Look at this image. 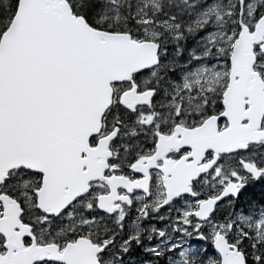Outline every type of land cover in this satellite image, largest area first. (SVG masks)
<instances>
[{"label": "snow or ice", "instance_id": "6c2138e0", "mask_svg": "<svg viewBox=\"0 0 264 264\" xmlns=\"http://www.w3.org/2000/svg\"><path fill=\"white\" fill-rule=\"evenodd\" d=\"M0 264H264V0H0Z\"/></svg>", "mask_w": 264, "mask_h": 264}]
</instances>
